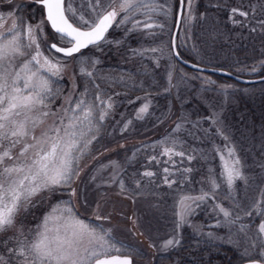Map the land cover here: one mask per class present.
<instances>
[{"label": "rangeland", "instance_id": "obj_1", "mask_svg": "<svg viewBox=\"0 0 264 264\" xmlns=\"http://www.w3.org/2000/svg\"><path fill=\"white\" fill-rule=\"evenodd\" d=\"M219 1L222 9L211 16L220 18L221 29L209 31V37L198 41L197 59L211 67L225 63L227 68L254 76L264 66V0ZM65 3L76 10L77 16L69 13V19L81 29L88 25L80 16L94 21L113 8L118 12L116 22L98 45L62 56L49 44L68 46L70 42L52 32L36 0H0L4 17L0 43L16 32L24 46V55L0 62L11 73L9 81L35 55L37 44L40 65L47 58L61 69L55 75L40 70L51 81L52 92L46 106H37L31 114L44 120L34 134L39 136L54 122L59 125L62 118L67 124L64 110L71 116L78 101L92 105L94 114L93 129L85 137L91 143L83 155L77 153L79 160L74 164L79 175L66 187L34 197L36 206L19 213L15 227L0 233V254L9 257V264H19L23 257L9 256L8 249H18L21 240L25 244L33 241L43 217L60 205L71 208L78 219L119 249L109 255L129 256L132 264H154L184 237L195 245L187 255L194 264H219L227 259L232 264L250 259L264 262V233L259 232V224L264 222V135L260 126L253 129L242 119L245 112L234 111L242 105L243 96L250 103L253 96L264 92V85L240 87L217 80L211 73L175 66L170 49L173 0H138L139 9L129 13L119 11L121 0ZM144 4L157 7L152 11ZM232 9L248 15L234 14ZM189 11L195 19L201 16L196 0H191V6L185 1L181 20ZM126 15L127 21L121 23ZM13 20L15 29L11 28ZM132 23L138 29L135 32L128 30ZM149 23L153 24L148 36L155 39L154 47L134 46L133 39L147 35L136 32ZM29 26L36 44L29 39ZM40 65L32 62L34 69ZM130 70H134L131 77L125 75ZM135 81L143 83L145 92L129 96L125 85ZM150 86L158 91L150 94ZM145 104L147 111L140 113ZM45 111L50 115L40 116ZM103 112L107 115L100 120ZM166 148L172 150L168 155L164 154ZM229 149H234L242 172L231 188L221 160V156L230 159ZM145 172L153 175L145 176ZM201 196L204 199H195ZM168 240L174 243L166 246ZM225 249L230 252L228 258Z\"/></svg>", "mask_w": 264, "mask_h": 264}, {"label": "snow or ice", "instance_id": "obj_2", "mask_svg": "<svg viewBox=\"0 0 264 264\" xmlns=\"http://www.w3.org/2000/svg\"><path fill=\"white\" fill-rule=\"evenodd\" d=\"M181 2L183 3V0ZM38 3L45 9L46 20L55 33L70 38L71 47L62 48L55 43L51 45L57 53H63L68 57L80 52L82 48L98 45L103 41L118 15L116 8H113L99 14L94 21L80 16V21L88 25L87 30H82L70 22L69 13L73 17L77 16L71 3L66 5L65 0H38ZM140 3L138 0H121L119 11L124 13H129L130 10L137 11ZM188 4L191 6V0H188ZM143 6L152 11L157 7L155 4ZM232 12L235 14L238 10L232 9ZM238 14L244 17L248 15L243 11H239ZM127 19L126 15L120 22L124 23ZM3 21L4 17L0 15V27H3ZM16 27L13 20L11 28ZM146 27L151 28L153 24L149 23ZM27 33L31 43L36 44L31 26L28 27ZM23 47L19 33L13 32L11 39L0 43V62L9 56L24 55ZM38 49L37 44L35 55L12 75L11 81L9 69L0 63V233L15 227V218L19 213H26L36 206L33 203L34 197L68 186L73 178L79 175L74 167L79 160L77 153L83 155L91 143V138L85 137L94 126L93 107L85 105L83 100L76 103L75 108L71 110L73 113L71 116H68L67 109L64 110V115L68 118L67 124H64L62 118L59 125L54 122L47 130H42L39 136L34 134L35 129L43 124L44 120L31 114L37 110V106H46L45 100L52 92L51 81L40 75V70L43 68L53 75L61 71L47 58L43 60V65H40L41 54ZM33 61L40 67L34 69ZM67 102L71 103L70 100ZM147 108L148 105L145 104L140 108V113L146 112ZM49 115L47 111L40 113L43 117ZM105 115L107 112H103L99 119L103 120ZM29 139L31 142H28ZM171 151L166 148L164 154L168 155ZM228 157L230 159L226 160L221 156V160L223 175L231 188L235 180L242 178V172L239 167L241 162L235 156L234 149L228 150ZM167 171L166 168L165 172ZM144 175L150 177L153 173L145 172ZM71 195H76L75 190ZM195 199L202 200L204 197ZM181 204H184L183 200ZM220 211L225 217L229 216L225 209L221 208ZM243 230L242 227L241 231ZM259 232L264 233V222L259 224ZM173 243V240H168L166 246ZM19 245L18 249H8L9 256L23 257L19 264H132L128 257L109 255L110 252H118L119 249L106 240L104 235L98 234L95 228L78 219L71 208H61L60 205L54 206L51 212L43 217L33 241L25 244L21 240ZM0 264H9V257L0 254Z\"/></svg>", "mask_w": 264, "mask_h": 264}, {"label": "trees", "instance_id": "obj_3", "mask_svg": "<svg viewBox=\"0 0 264 264\" xmlns=\"http://www.w3.org/2000/svg\"><path fill=\"white\" fill-rule=\"evenodd\" d=\"M185 1L188 0H184V4ZM197 5H198V11L199 14H201V16L198 19H195V15L192 12H188L187 15H185L184 19L181 20L178 32H177V36H176V49L178 54L186 61L192 62V63H196L199 65H202L203 63L201 61H199L197 59V53H198V48L199 46H197L198 41L209 37V31L211 32H216L217 28L221 29L222 26V21L219 19H212L211 14L214 12H217L218 10H221L222 8H220V1L219 0H196ZM177 5H178V0H173V12H172V23L170 22L171 26H174V22H175V16H176V10H177ZM186 9V7H185ZM216 10V11H215ZM206 15V16H204ZM220 16V15H219ZM217 16V17H219ZM201 18V19H200ZM220 20V21H219ZM134 23L130 24L128 27V30L131 32H135V29L133 28ZM125 28V27H123ZM127 28V27H126ZM141 32H136L138 33L137 35L140 34H147L146 36L139 38V39H133V45L134 46H138L139 44H141V46H144L146 48H153L154 47V42L155 39L148 36L149 34V29L148 27H140ZM128 31V32H129ZM171 37V36H170ZM197 52V53H196ZM173 59V57H172ZM173 63L175 64V66H177L178 68H181L185 71L188 72H193L190 69L185 68L184 66H182L180 63L176 62L173 59ZM139 64L136 63V67ZM212 67H219L222 69H225L229 72H233L236 73L240 76L243 77H259V76H263L264 75V66L261 67V70L259 71L258 74L254 75V76H246V74H243L241 72H237L234 69H230L227 68V66L225 65V63L221 64H214V66ZM135 70V69H134ZM134 70H130V71H125V75H133V73H131ZM214 77H216L217 80L220 81H224L227 83H232L235 85H238L240 87H245V88H253V87H257L259 85H264V82L262 83H257V84H251V85H244V84H239L235 81H233L232 79H229L227 77L224 76H220V75H214V74H210ZM138 78H140L141 75H136ZM143 76V75H142ZM131 77V76H130ZM133 79V76L132 78ZM141 79V78H140ZM138 80V79H136ZM144 84H147V81H143ZM143 83L139 84L138 82L136 83V81L134 82V85H125V93H127L129 96H134L140 93L145 92V88L142 85ZM151 89L148 90V92L150 94H154L155 92L158 91V89L155 86H150ZM245 99L246 96H243ZM254 98L251 99L250 103H246L247 101L240 100V103L242 105L237 106L234 111L236 112H245L242 115V119L245 120L248 124V126L252 125V128L255 129V127H257L256 125L260 126L261 131L264 133V92L260 91L259 94H257L256 96H253ZM234 111H232L234 113ZM251 122V123H250ZM192 240L186 239L185 237L183 238V241H181L178 246L174 247L167 255L162 256L158 259H156L154 261V264H194L191 260L188 259L187 255L188 252H192L193 247H195V245H193L191 243ZM226 250V256L228 258V255L230 254V252ZM219 258V257H218ZM219 264H232V262L230 261V259L227 260H220Z\"/></svg>", "mask_w": 264, "mask_h": 264}, {"label": "water", "instance_id": "obj_4", "mask_svg": "<svg viewBox=\"0 0 264 264\" xmlns=\"http://www.w3.org/2000/svg\"><path fill=\"white\" fill-rule=\"evenodd\" d=\"M36 3L39 4L38 1H36ZM183 5L184 4L181 2V0H178V7H177L176 18H175V24H174V28H173L172 35H171V40H170V47H171V51H172L173 57L178 63H180L181 65H183L184 67H186L188 69H191V70H194V71L205 72V73H212V74L222 75V76L228 77V78H230V79H232V80H234V81H236L238 83H241V84H254V83L264 82V76L254 77V78L238 77L237 75H234V74H232V73H230V72H228L226 70L218 69V68H212V67H204V66H201V65H197V64L188 62V61L184 60L183 58H181V56L178 54V52L176 50L175 40H176L177 31H178V28H179V25H180V21H181V17H182V13H183ZM109 11H111V10H109ZM43 13H44V19L46 20V15H45V9L44 8H43ZM46 22H47V20H46ZM48 25H49L50 29L55 33V31L51 28L50 24H48ZM82 30H87V29H82ZM63 38H66V39H68L70 41L69 37L65 36ZM52 44H53V42L49 44L50 48H51ZM57 46L58 47H62V48H68V47H71L72 44H70L68 46H60V45H57ZM89 46H91V45H89ZM51 49L54 52H56L55 49H53V48H51ZM83 49H85V48H82L81 50H83ZM59 54L64 56L63 53H59ZM74 54H76V53H74ZM241 264H264V263H262L260 261H257V260H251V261L242 262Z\"/></svg>", "mask_w": 264, "mask_h": 264}, {"label": "bare ground", "instance_id": "obj_5", "mask_svg": "<svg viewBox=\"0 0 264 264\" xmlns=\"http://www.w3.org/2000/svg\"><path fill=\"white\" fill-rule=\"evenodd\" d=\"M177 7H178V5H177ZM176 13H177V10H176ZM179 29V28H178ZM109 30H111V28L109 29ZM57 45H59V44H57ZM61 46V45H60ZM91 46H94V45H91ZM91 46H89V47H91ZM89 47H87V48H89ZM86 48V49H87ZM171 49V48H170ZM85 50V49H84ZM171 53H172V51H171ZM172 57H173V54H172ZM173 59H174V57H173ZM175 60V59H174ZM202 66H204V67H211V65H209V64H202ZM188 69V68H187ZM232 74H234V75H237L238 77H243V76H240V75H238V74H236V73H233V72H231ZM263 133V132H262ZM263 135H264V133H263ZM192 244H193V242H191ZM194 245V244H193ZM116 254V253H115ZM243 262V261H242ZM242 262H240V263H238V264H241Z\"/></svg>", "mask_w": 264, "mask_h": 264}]
</instances>
